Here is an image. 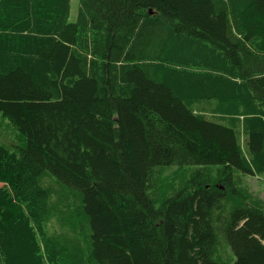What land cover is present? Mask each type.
<instances>
[{"label":"trees","instance_id":"16d2710c","mask_svg":"<svg viewBox=\"0 0 264 264\" xmlns=\"http://www.w3.org/2000/svg\"><path fill=\"white\" fill-rule=\"evenodd\" d=\"M70 14L0 0V264H264V0Z\"/></svg>","mask_w":264,"mask_h":264},{"label":"rangeland","instance_id":"374dc122","mask_svg":"<svg viewBox=\"0 0 264 264\" xmlns=\"http://www.w3.org/2000/svg\"><path fill=\"white\" fill-rule=\"evenodd\" d=\"M79 0H71V14L70 20L75 21L78 15ZM5 128V127H4ZM2 135V133L0 134ZM5 133L2 137L4 138ZM246 183L249 188L257 195L264 198V175L263 176H247Z\"/></svg>","mask_w":264,"mask_h":264},{"label":"bare ground","instance_id":"6f19581e","mask_svg":"<svg viewBox=\"0 0 264 264\" xmlns=\"http://www.w3.org/2000/svg\"><path fill=\"white\" fill-rule=\"evenodd\" d=\"M235 25V24H234ZM235 27V26H234ZM156 167V166H155ZM157 168V167H156ZM159 169V168H158ZM160 174H161V172H160Z\"/></svg>","mask_w":264,"mask_h":264}]
</instances>
